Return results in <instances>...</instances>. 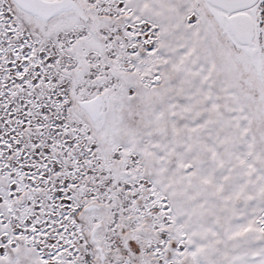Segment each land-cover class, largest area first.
I'll use <instances>...</instances> for the list:
<instances>
[{"label":"snow or ice","instance_id":"snow-or-ice-1","mask_svg":"<svg viewBox=\"0 0 264 264\" xmlns=\"http://www.w3.org/2000/svg\"><path fill=\"white\" fill-rule=\"evenodd\" d=\"M0 264H264V0H0Z\"/></svg>","mask_w":264,"mask_h":264}]
</instances>
